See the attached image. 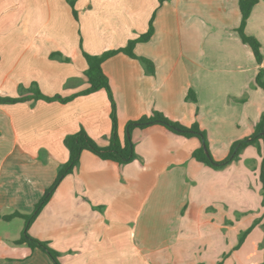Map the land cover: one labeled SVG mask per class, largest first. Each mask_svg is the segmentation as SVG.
Masks as SVG:
<instances>
[{"label":"crops","instance_id":"crops-1","mask_svg":"<svg viewBox=\"0 0 264 264\" xmlns=\"http://www.w3.org/2000/svg\"><path fill=\"white\" fill-rule=\"evenodd\" d=\"M73 8L69 0H0V97L30 96L33 84L46 97L80 94L88 88L82 51L124 48L147 31L155 14L152 37L133 49L151 63L152 73L121 53L102 64L120 140L128 122L153 111L184 126L196 122L215 161L250 137L264 113V92L254 83L264 70V0L245 25L261 45V63L236 32L238 0H76ZM188 94L194 100H186ZM81 129L99 146L108 144L104 90L67 103L0 104V217L32 212L68 160L65 138ZM131 139L138 158L126 165L82 152L29 235L58 251L61 264H170L163 257L176 264H232L252 232H260L231 210L234 193L245 191L234 182L235 167L212 170L195 161L200 142L160 125L134 129ZM249 147L238 168L243 161L260 168L261 156ZM16 219H0V264H52L43 252L14 243L24 225L13 232ZM261 243L264 235L253 249Z\"/></svg>","mask_w":264,"mask_h":264},{"label":"trees","instance_id":"trees-1","mask_svg":"<svg viewBox=\"0 0 264 264\" xmlns=\"http://www.w3.org/2000/svg\"><path fill=\"white\" fill-rule=\"evenodd\" d=\"M76 0H69V4L74 9V2ZM169 0H159V4ZM259 0H238V7L240 12V24L236 29V32L241 42L247 45L257 63H261L262 54L260 51L261 45L257 39L251 35L245 33V25L250 15L251 9ZM73 15L76 17V11L73 10ZM155 14L152 15L147 31L140 35L134 40L128 41L124 48L117 50H110L102 53L101 55H89L82 51L83 58L86 61L87 69L84 72L86 77L88 88L81 92L67 98L60 96L46 97L42 95L37 89L36 85L33 84L30 89V96L21 98H8L0 97V104L4 103H18L28 100H43L46 102L58 101L61 103H67L71 101L77 95H88L99 90H104L107 94L110 103V120H111V131L108 138V144L106 146H99L83 129L79 130L73 135H69L65 138L64 144L68 151V160L62 165L58 172L54 183L44 192L39 201L34 205L31 213L23 214L20 212H12L8 215L1 216L0 219L11 220L19 218L23 220V229L20 237L14 241L15 244H25L31 250H39L45 253L53 264H61L59 261L60 253L53 249L50 244L46 241H40L29 235L28 230L35 219L38 217L40 212L49 202L54 190L59 185L61 180L67 175L71 174L79 164L80 155L84 151H88L103 161H110L118 165H126L138 158L134 143L131 139V132L134 129H144L153 125H160L170 132L180 135L185 138H196L200 142V147L192 152V158L205 165L212 170H222L232 162L238 160L242 151L248 146H257L258 153L261 156L260 162V181L262 184V193L264 195V113L260 116V119L254 126V130L250 137L238 140L234 142L229 149V153L222 161H215L210 155L208 144L206 140V134L202 131L198 124L192 123L190 126H184L183 124L172 121L165 117L158 111H153L149 116L142 117L137 121L128 122L125 128L126 135L121 141L117 134V116H116V104L111 94L108 79L103 73L102 64L108 58L115 56L119 53L124 54L132 59H137L143 63L146 67H149V72L152 73V65L149 61L143 58L137 57L134 52V46L137 43L147 42L153 35V20ZM68 61V59H66ZM254 83L256 87L260 88L264 92V70L259 69L256 73ZM191 93V92H189ZM186 100H194L190 94L187 95ZM205 150L207 153H205ZM249 230L244 232L240 237L239 244H241L248 234Z\"/></svg>","mask_w":264,"mask_h":264},{"label":"rangeland","instance_id":"rangeland-1","mask_svg":"<svg viewBox=\"0 0 264 264\" xmlns=\"http://www.w3.org/2000/svg\"><path fill=\"white\" fill-rule=\"evenodd\" d=\"M248 149L250 153H254L255 155L258 152V147L255 145L250 146ZM237 162L238 160L231 163L233 167H235L233 172L235 176L234 182L236 186H239L240 184H244L245 191L243 192L236 191L234 193L235 208L231 210L234 212L233 213L234 216L238 219V221H240V223L248 224V222L250 221L249 222L250 231L253 230L254 225L255 226L257 225L261 233L258 231L252 232L251 237H249V240H247L246 242L244 252L241 254H239L238 252V254L233 255V257H231L230 259V262L232 264H251V263L264 264L263 244L261 243V246H259V248L256 249H253V245H252V242L254 240L256 241L259 238H261V236L264 235V195L262 193V184L260 181V168L250 169L245 165L244 161L239 165L240 168H238ZM244 168L246 170L243 172L242 169ZM241 179H243V181H241ZM22 223H23L22 219L18 218L16 220H13L12 231L14 232V227L16 225L18 226V224L20 225ZM171 234H173V232ZM174 234L176 235L175 232ZM256 235L258 237H256ZM172 237H174V235ZM174 243H175L174 240H172V245ZM163 258L168 259L170 264H176L175 259H173V257L170 258L163 257ZM48 259L50 260L49 257ZM183 264H187V263H183Z\"/></svg>","mask_w":264,"mask_h":264},{"label":"water","instance_id":"water-1","mask_svg":"<svg viewBox=\"0 0 264 264\" xmlns=\"http://www.w3.org/2000/svg\"><path fill=\"white\" fill-rule=\"evenodd\" d=\"M205 153H207L206 150H205Z\"/></svg>","mask_w":264,"mask_h":264}]
</instances>
